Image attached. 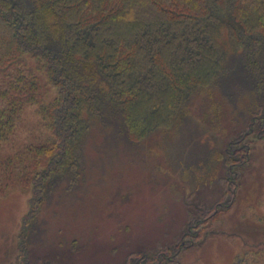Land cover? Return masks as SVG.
Returning a JSON list of instances; mask_svg holds the SVG:
<instances>
[{
	"label": "trees",
	"instance_id": "trees-1",
	"mask_svg": "<svg viewBox=\"0 0 264 264\" xmlns=\"http://www.w3.org/2000/svg\"><path fill=\"white\" fill-rule=\"evenodd\" d=\"M27 56L58 91L49 104ZM240 92L230 118L251 115L264 136V0H0V147L29 105L51 134L0 161V189L33 186L22 253L44 204L82 187L100 141L138 145L196 98L217 111Z\"/></svg>",
	"mask_w": 264,
	"mask_h": 264
},
{
	"label": "rangeland",
	"instance_id": "rangeland-1",
	"mask_svg": "<svg viewBox=\"0 0 264 264\" xmlns=\"http://www.w3.org/2000/svg\"><path fill=\"white\" fill-rule=\"evenodd\" d=\"M26 61L49 104L57 89ZM240 93L217 111L196 98L173 129L138 145L117 135L100 141L82 187L44 204L43 233L30 236L27 256L21 235L33 186L2 187L0 264H264V136L251 115L230 118ZM39 106L24 107L0 161L51 139Z\"/></svg>",
	"mask_w": 264,
	"mask_h": 264
}]
</instances>
